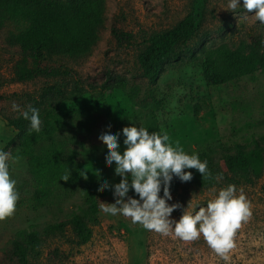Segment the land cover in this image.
I'll list each match as a JSON object with an SVG mask.
<instances>
[{
  "label": "rangeland",
  "instance_id": "rangeland-1",
  "mask_svg": "<svg viewBox=\"0 0 264 264\" xmlns=\"http://www.w3.org/2000/svg\"><path fill=\"white\" fill-rule=\"evenodd\" d=\"M254 11L247 14L241 8L231 12L227 0H105L98 39L88 51L66 57L60 75L25 82L11 80L16 47L5 41L10 27L1 30L0 149L19 157L10 162V175L17 182L20 198L13 215L0 220V249L23 228H40L47 221L70 217L83 203L84 181H119L114 164L105 163L106 145L98 139L103 131H119L133 122L167 132L171 141H179L189 153L212 150L216 155L237 144L264 142V67L222 84H208L201 68L203 48L221 44L233 48L241 40L250 43L255 37L264 38V24L256 21ZM189 16L198 23L196 35L189 41L192 52L168 61L157 80L149 81L139 59L149 38ZM113 29L126 35L117 38ZM74 82L81 89L68 97ZM50 83L65 89V95L47 107L57 113L58 120L69 121L75 108L90 106L97 111L82 133L73 128L57 133L58 139H66V148L75 150L76 161H83L78 166L81 179L64 181L44 198L35 191V174L21 153L25 134L9 125L7 117L23 111L22 94L36 93ZM13 103L19 111L12 110ZM45 110H41V121ZM221 187L219 183L206 188L180 182L170 191L168 203L179 202L182 207L171 216L179 219L183 208L190 210L187 204L203 206ZM237 188L251 202L252 216L237 229L236 247L229 252L228 261L217 256L202 237L185 242L144 229L129 217L103 213L100 203L113 202L109 190L99 197L98 212L88 222L91 237L86 243L77 244L67 226L43 238L30 256L31 264H264V175L253 185Z\"/></svg>",
  "mask_w": 264,
  "mask_h": 264
},
{
  "label": "trees",
  "instance_id": "trees-1",
  "mask_svg": "<svg viewBox=\"0 0 264 264\" xmlns=\"http://www.w3.org/2000/svg\"><path fill=\"white\" fill-rule=\"evenodd\" d=\"M105 0H0V31L6 27L5 41L15 46L12 77L15 82H25L37 77L53 78L60 75L66 57L78 56L90 48L98 39V28L103 22ZM198 23L191 16L178 21L173 27L152 35L139 56L143 74L155 82L165 64L177 60L182 53H191L189 41L196 35ZM114 36L126 33L113 29ZM264 38L255 37L250 43L241 40L231 48L221 44L215 48H203L202 75L208 84H222L247 75L264 67ZM109 74V73H108ZM81 85L74 82L68 97H74ZM65 95V89L56 83L43 85L36 93H24L23 110L31 105L45 110L41 131L31 132L29 121L20 112L7 117L9 125L22 134L21 153L27 158L31 171L38 183L37 193L47 198L53 188H60L65 180L62 176L70 173L68 180L79 181L75 150L66 148V139H58L57 133L73 128L81 133L91 121L97 109L85 106L72 109L70 120H58L53 107L57 99ZM59 117V116H58ZM41 118V115H40ZM30 130V131H29ZM149 130V131H153ZM157 131V130H156ZM41 139H45L41 141ZM201 160H207L211 175L203 178L195 169L192 179L187 182L198 187L209 188L219 183L253 185L264 175V142L254 140L248 145L237 144L233 149L201 151ZM222 162V164L220 163ZM220 174L222 178H217ZM181 181L174 178L170 191ZM99 181L89 180L83 184V203L70 217L59 221H47L40 228L19 230L0 249V264H31L30 256L37 252L43 238L67 226L77 244L86 243L91 237L89 220L98 212V200L109 190H97ZM162 194V192H161Z\"/></svg>",
  "mask_w": 264,
  "mask_h": 264
},
{
  "label": "clouds",
  "instance_id": "clouds-1",
  "mask_svg": "<svg viewBox=\"0 0 264 264\" xmlns=\"http://www.w3.org/2000/svg\"><path fill=\"white\" fill-rule=\"evenodd\" d=\"M241 8L247 14L255 10L252 15L264 24V0H227V10L235 12ZM11 107L19 111L16 103ZM20 115L29 121L31 131H41L38 108L29 105ZM98 139L106 145L105 163L114 164V175L119 177L118 182L103 179L97 185V190H110L113 197L111 203H100L103 213L129 217L144 229L173 235L185 242L202 237L217 256L229 260V252L236 247L237 229L252 216V205L243 189L227 184L203 206L187 204L190 210L183 208L179 219H175L172 212L182 206L179 202L168 203L172 200L171 182L174 178L190 181L192 172L188 169H195L203 178H208L211 173L207 160H201L196 152L185 151L179 141L170 140L167 132L149 131L133 122L119 131H103ZM18 158L0 149V220L13 215L20 198L17 182L10 175V162ZM69 176L70 173L65 174L61 179L67 181ZM217 178L222 177L217 174Z\"/></svg>",
  "mask_w": 264,
  "mask_h": 264
}]
</instances>
